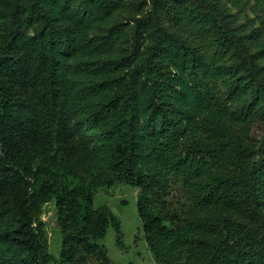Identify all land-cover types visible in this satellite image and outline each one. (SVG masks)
I'll list each match as a JSON object with an SVG mask.
<instances>
[{
	"label": "trees",
	"instance_id": "16d2710c",
	"mask_svg": "<svg viewBox=\"0 0 264 264\" xmlns=\"http://www.w3.org/2000/svg\"><path fill=\"white\" fill-rule=\"evenodd\" d=\"M118 183L155 264H264V0H0V264H114Z\"/></svg>",
	"mask_w": 264,
	"mask_h": 264
},
{
	"label": "rangeland",
	"instance_id": "374dc122",
	"mask_svg": "<svg viewBox=\"0 0 264 264\" xmlns=\"http://www.w3.org/2000/svg\"><path fill=\"white\" fill-rule=\"evenodd\" d=\"M232 11L237 16V10L232 9ZM239 20L240 22L252 20L255 25L259 24L250 7H245ZM261 131L260 126L254 128V133L257 136L261 134ZM137 195V188L124 183H118L112 187L98 188L95 191V206L109 205L121 221L124 249L117 246L116 234L112 228L108 230L106 237L101 241L114 264H155L143 238L141 222L137 215ZM42 220L46 224L50 252L58 256L61 236L56 223V211L53 204L45 207Z\"/></svg>",
	"mask_w": 264,
	"mask_h": 264
}]
</instances>
